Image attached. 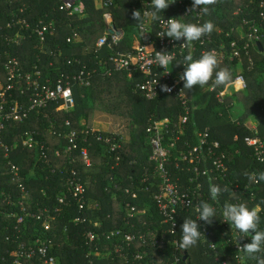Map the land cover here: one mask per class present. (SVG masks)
<instances>
[{
    "label": "trees",
    "instance_id": "trees-1",
    "mask_svg": "<svg viewBox=\"0 0 264 264\" xmlns=\"http://www.w3.org/2000/svg\"><path fill=\"white\" fill-rule=\"evenodd\" d=\"M83 1L84 10L69 15L60 8V0H0V12L7 13L11 9H15L16 12L24 8L22 15L32 26L40 19L55 20L56 29L48 39L53 53L44 50L39 45L36 34L31 29L22 30L27 37L22 44L13 47V52L19 57L25 70H32L37 63L44 74L49 73L52 79H55L62 71L74 73L81 68L80 64L67 65L66 59L70 57H77L89 68L100 70V56L98 57L99 53L96 52V43L105 30L104 15L106 12L111 11L116 26L137 28L138 22L134 20L132 12L139 9V0H114L110 6L102 7L97 5L96 0ZM261 1L219 0L216 5L210 6L209 15H205L199 23L211 20L222 29V34L220 35L217 31L211 33L215 42L209 44V50L212 47L229 50L231 41L238 38L243 30L242 18L255 17L260 10ZM167 9L164 11L168 14L175 13L174 9L172 11L169 9L167 11ZM238 9L241 11L236 13ZM191 23L197 22L192 20ZM233 27L236 31L226 35ZM74 29L77 30L78 35L69 42L67 38L73 34ZM221 42L224 43L223 47ZM131 43L132 41L125 38L122 46L128 49ZM196 43L198 50L195 51L193 57L199 58L204 46H199V41ZM261 43L263 50L260 46L251 50L254 66H250L247 57H242L240 62L237 58L230 60L225 53L226 56L220 59L221 67L229 68L234 77L238 73H243L247 80L246 89L233 90L232 94L226 98L227 104L232 105L236 100L243 105L244 110L239 118L227 117L224 113L226 106L221 104L217 97L219 89L224 86L211 90L208 85L206 90L197 95L192 94V88H185L192 98L190 101L191 122L183 139L178 142V149L188 152L190 148H194L198 144V132L210 127V140L220 142V146L215 149L216 153L225 154L223 160L227 167V178L223 180L215 176L211 182L205 177L202 178L205 193L202 199L204 202L213 203L216 217L213 218L212 223L218 226H223L222 211L226 202L244 203L249 208H261L258 228L264 230V181L259 184L250 183L245 176L246 172L264 171V160H259L254 148L245 142V137L253 134L247 122L250 117L258 121V133L264 140V111L262 109L264 106V37ZM102 54H105V51ZM183 62L184 60H180L177 63L185 71ZM7 81L6 70L3 62H0V82L6 84ZM30 96L31 91L25 90L22 93L19 86L8 91L9 102L18 99L24 105H28ZM74 98L75 105L70 111L61 109L60 101H51L45 107L31 110L23 121L8 122L3 131L1 139L5 145H14L8 158L20 166L24 183L29 191L28 206L32 207V210L36 209L37 204L59 207L58 212L55 213L53 228L48 234L53 239L51 250L60 255L63 264H153L157 258L153 253L146 255L141 261L131 259L127 262L111 254L109 244L103 242L100 245L99 254L90 253L88 255L89 246L86 243L85 232L92 229L102 234L104 231L117 228L128 229L127 210L124 207L127 202L140 209L145 207L144 203L147 202L148 206H152L154 223L161 220L152 197V193L157 188L155 187L152 191L146 189L150 180H155L150 173L154 170V163L149 158L150 146L146 138V129L152 119L169 117L177 122L184 113L181 101L174 95L166 93L152 100L144 98L135 91L134 81L128 79L126 72H117L110 77L96 72L90 87L74 86ZM219 106L223 109H218ZM98 113L120 116L126 121L132 120L136 129L132 138L127 139L124 135L123 147L118 152L119 160H116V152H110L106 144L97 140L96 134L106 135L108 131L95 129V133H89L88 145L92 165L87 166L82 160L80 149L65 152V146L69 144L65 136L69 127L65 125V122L70 120L73 128L78 131H87L94 128V117ZM26 130L36 132L39 143L46 146V157L42 156L40 146L29 148L22 145L21 138ZM186 141L188 145L185 144ZM83 144L84 142L80 145ZM8 158L5 157L4 147L0 146V186L17 198L20 197V192L12 181L11 169L7 163ZM177 161H179L178 167ZM196 163L197 158H191L190 154H187L185 159H179L175 154L171 156V161L167 165L174 178L180 177L184 188ZM205 165L213 167L212 162L207 161L199 164L200 169L202 170ZM71 170H77L86 182L85 199L88 201V206L84 212L79 210L77 197L68 191L65 183ZM148 172L150 180L143 181ZM210 183L221 187L228 186L229 191L223 192L216 200H212L209 192ZM235 185L239 186L237 190ZM247 185H251V188L247 189ZM128 188L133 192H127ZM61 195L66 196L64 204H60L58 200ZM6 209L19 212L18 207H6ZM77 215H85L89 219L85 222H75L74 218ZM184 219H194V214L185 209L180 210L179 241ZM94 221H99L101 225L99 227L94 225ZM131 222L135 224V230L141 231H147V227L152 225L150 216L143 213L137 214ZM15 223V216L0 213L1 255H8L7 251L16 245L15 241L9 242L6 239L8 234L14 233ZM40 226L39 221L27 219L21 226L23 232L21 240L32 239L37 232H41ZM249 242H251L250 236L247 238V243ZM219 248L227 264H240L233 254L232 244L220 245ZM179 249L184 251V255L179 254L178 251L179 260L176 264H188L187 259H190V264H222L216 260L212 250L203 240L188 250ZM257 255L264 258V254ZM247 264H257V261L249 258Z\"/></svg>",
    "mask_w": 264,
    "mask_h": 264
},
{
    "label": "built area",
    "instance_id": "built-area-1",
    "mask_svg": "<svg viewBox=\"0 0 264 264\" xmlns=\"http://www.w3.org/2000/svg\"><path fill=\"white\" fill-rule=\"evenodd\" d=\"M139 1L138 10L143 12L144 9L150 8L151 0ZM113 2L114 0H96L97 5L101 7L110 6ZM60 4V8L69 15L80 13L85 8L83 0H60ZM192 4L193 0H175V3L170 4L168 7L169 11L174 9L175 13L168 14V12L163 11L161 15L165 20L175 17L183 22L194 20L199 23L205 18V15L195 10L189 11ZM23 11L24 8L16 12L15 9H11L7 13L0 12V62H3L8 79L6 84L0 82V146L5 149V157H9V153L14 147V145H5L1 139L8 122L23 121L28 117L31 110L45 107L51 101H60L59 107L64 111L72 110L75 105L74 86L90 87L96 72L105 77H110L117 72H126L128 79L134 81L135 91L150 100L158 98L163 93L174 95L181 101L184 108V113L181 114L179 120L174 122L169 117L152 119L146 129V138L150 146L149 158L154 163V170L150 173L155 180H150L148 172L143 181L150 180L149 185L146 187L148 191L157 188L152 193V197L161 220L154 223L152 206H148L147 202L144 203L145 207L141 209L127 202L124 207L127 210L126 225L129 226L128 229L117 228L104 231L102 234L89 229L85 232V239L89 246L88 255L90 253L99 254V248L103 242L109 244L111 254L119 256L127 262L131 259L141 261L146 255L153 253L157 257L153 264H176L179 260V254L184 255V251L177 246L180 210L191 211L194 214V219H196L198 217L195 210L196 206L204 202L202 197L205 196L202 178H207L209 182L215 176L223 180L227 178V167L223 160L225 154L219 155L216 153L215 149L220 146V142L210 140V127L198 132V144L194 148H190L188 152L178 149V142L183 139L191 122L190 101L192 98L183 87L184 81L181 79V75L184 69L177 62L184 60V57L188 54L194 56L195 51L198 50L197 43L194 42L191 46H184L183 39L175 40L167 36H158L164 30L163 20L143 24L137 21L136 26L139 37L137 40L132 41L128 49H124L122 45L126 38V31L123 27L116 26L113 14L109 11L104 15V33L96 43V52L99 53L98 57L100 56L99 65L101 69H91L86 63L82 64L81 59L70 57L66 59V64L70 66L80 64L81 68L74 73L62 71L57 78L52 79L49 73L44 74L37 63L32 70H25L19 57L14 54L13 47L22 44L27 37L22 30L28 31L31 29L36 34L39 45L44 50L53 53L54 51L49 47L48 39L56 29L55 20L40 19L38 23L32 26L28 19L22 15ZM240 11L241 9H238L235 12L239 13ZM241 22L243 30L238 38L231 41L229 50H219L217 47H212L210 50H215L219 59H223L226 56L225 53H227L230 60L237 58L240 62L242 57H247L250 66H254L251 50L260 46L259 43L264 37V0L261 1L260 10L255 17H243ZM233 31H236L234 27L226 35ZM217 33L221 35L222 29L218 28ZM77 35L78 32L74 29L73 34L67 40L71 42ZM212 42H215V39L212 38L211 34L202 38V42H199V46H204L201 49L202 53L209 50L208 46ZM220 44L222 47L224 46L223 42ZM104 51L105 54H102ZM157 51L168 52L169 55L174 57V60L165 69L160 67L155 60ZM162 85H167L171 91H163ZM16 86L21 88L22 93L25 90L31 91L28 105H24L18 99L9 102L8 91ZM230 87L237 91L246 89L247 80L245 75L243 73L236 74L230 86L219 89L217 97L226 108L231 105V103H226V98L232 94ZM209 88L213 90L217 87L213 88L210 85ZM262 109L264 111V106ZM230 117L232 116L230 115ZM65 125L69 127V130L65 132V136L69 140V144L65 146V152L80 149L83 162L87 166L92 165L88 134L95 133L96 128L78 131L72 127L70 120H66ZM251 129L253 134L246 136L245 142L254 148L255 155L259 160H264V140L259 135L258 128L251 127ZM124 135L121 132L110 131L106 135L96 134V137L97 140L108 146L110 152H116V160H119L120 155L118 152L123 147ZM82 142L84 144L80 145ZM21 143L24 147L29 148L40 146L42 156H47L46 146L39 143L35 131L26 130L22 135ZM185 144L188 145V142L186 141ZM175 154L179 159H185L187 154H190L191 158H197V163L184 188L180 177L174 178L167 165L171 161V156ZM207 161H211L213 167L205 165L201 170L199 164ZM7 163L11 169L12 181L20 192V197L16 198L14 194L0 186V213L16 217L14 233L6 236L7 241H15L16 245L7 251L8 255L0 254V264H63L60 255L52 252L53 239L48 234L53 228V220L59 207L56 205L39 206L37 204L36 209L32 210V207L28 206L30 202L29 191L24 183L20 166L9 158ZM176 165L178 167L179 161L176 162ZM65 183L68 191L77 197L79 210L84 212L88 206V201L85 199L86 182L83 181L77 170H71ZM238 187V185H235L236 190ZM250 188L251 185H247V189ZM127 192L131 193L133 190L128 188ZM58 200L60 204H64L66 196L61 195ZM207 202L213 204L211 201ZM6 207H18L19 212L8 211ZM140 213L150 216L152 225L147 227V231L135 230V224L131 222V219ZM27 219L39 221L41 232H37L32 239L23 241L21 240L23 235L21 226L25 224ZM88 219L89 217L85 215H77L74 221L85 222ZM94 222V225L98 227L101 225L99 221ZM197 222L200 225L201 232L206 237L202 236L201 240L208 244L216 260L222 262V264H227V260L222 257L219 246L228 243L233 245V254L237 262L247 264L249 258L244 252L238 250L237 245V241H239L240 246L247 243V237H239L238 231L231 228L227 221H223L222 224L229 233L227 232L225 240L222 241L216 231L219 229L217 227L220 226L213 223L208 224L203 220H197ZM144 223H147V221H144Z\"/></svg>",
    "mask_w": 264,
    "mask_h": 264
},
{
    "label": "clouds",
    "instance_id": "clouds-1",
    "mask_svg": "<svg viewBox=\"0 0 264 264\" xmlns=\"http://www.w3.org/2000/svg\"><path fill=\"white\" fill-rule=\"evenodd\" d=\"M218 2L219 0H193L192 8L189 11L195 10L202 15H209L210 6L216 5ZM172 3H175V0H151L150 8L144 9L143 12L134 10L132 16L135 21L141 24L163 20L164 30L158 36H167L175 40L183 39L184 46H191L198 41L202 42L203 37L218 31L217 25L211 20L203 23L183 22L175 17L165 20L161 14ZM155 60L160 67L165 69L174 60V57L169 55L168 52L157 51ZM183 65L185 71L182 73L181 79L184 81V89H191L197 85L202 89L208 85L213 88L230 86L234 80L232 71L227 67H221V61L215 50L204 51L199 58H194L193 55L188 54L184 57ZM161 88L163 91H171L167 85H162ZM245 176L250 183L259 184L264 181V171L246 172ZM227 191H229L228 186L221 187L217 184H209L212 200H216L223 192ZM195 210L198 217L196 219H184L181 225V239L178 241L177 246L183 250L197 246L202 236L206 238L201 232L197 220H203L211 224L213 218L216 217V209L208 202H201ZM260 211L261 208H249L244 203L226 202L223 206L222 216L223 221H227L231 228L238 231L239 237H251V242L242 246L237 241L238 250L244 252L248 258L256 260L257 264H264V258L257 255L264 253V230L258 228Z\"/></svg>",
    "mask_w": 264,
    "mask_h": 264
},
{
    "label": "rangeland",
    "instance_id": "rangeland-1",
    "mask_svg": "<svg viewBox=\"0 0 264 264\" xmlns=\"http://www.w3.org/2000/svg\"><path fill=\"white\" fill-rule=\"evenodd\" d=\"M124 30L126 31V39L130 40V41H135L138 39L139 34H138V30L137 28L133 27V28H124ZM205 86L203 89L200 88L198 85L194 86L192 88V94L193 95H197V94H201L204 90H206ZM210 87V85H209ZM231 92H233L232 87H230ZM218 109H223L219 106ZM243 105L240 102H237L236 100L233 102V104L231 106H229V108L225 107V115L228 117H230V115L233 118H239L241 116V114L243 113ZM250 127H258V123H256V121H252L251 123H248ZM119 126L117 127V132H122V134H125V138L130 139L132 138L135 129H136V125L132 120H128L126 122H121L120 124H118ZM97 126L99 127H103L106 126V124H104L103 121H98L97 122ZM114 127V126H112ZM219 229H217V233L219 235V237L221 238L222 241H224L227 236V232L229 233V231H227V229L224 226H220L217 227ZM249 237V236H248ZM247 237V238H248Z\"/></svg>",
    "mask_w": 264,
    "mask_h": 264
},
{
    "label": "crops",
    "instance_id": "crops-1",
    "mask_svg": "<svg viewBox=\"0 0 264 264\" xmlns=\"http://www.w3.org/2000/svg\"><path fill=\"white\" fill-rule=\"evenodd\" d=\"M98 121H103L104 124H106V126L103 127L97 126ZM252 121L254 120L251 117L247 119L248 123H251ZM121 122H126V120L120 116L109 115L106 113H98L94 117L93 127L103 131L117 132V127L119 126L118 124H120ZM256 123H258V121H256Z\"/></svg>",
    "mask_w": 264,
    "mask_h": 264
},
{
    "label": "water",
    "instance_id": "water-1",
    "mask_svg": "<svg viewBox=\"0 0 264 264\" xmlns=\"http://www.w3.org/2000/svg\"><path fill=\"white\" fill-rule=\"evenodd\" d=\"M259 45H260L261 50H263L262 43H259ZM185 258H186V256H185ZM187 262H188V264H190V259H187Z\"/></svg>",
    "mask_w": 264,
    "mask_h": 264
}]
</instances>
